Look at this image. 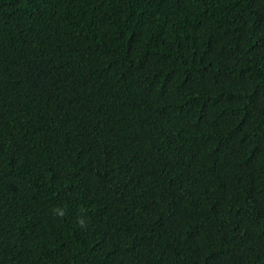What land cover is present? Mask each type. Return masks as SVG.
Segmentation results:
<instances>
[{
  "label": "trees",
  "instance_id": "obj_1",
  "mask_svg": "<svg viewBox=\"0 0 264 264\" xmlns=\"http://www.w3.org/2000/svg\"><path fill=\"white\" fill-rule=\"evenodd\" d=\"M0 264H264V0H0Z\"/></svg>",
  "mask_w": 264,
  "mask_h": 264
},
{
  "label": "clouds",
  "instance_id": "obj_2",
  "mask_svg": "<svg viewBox=\"0 0 264 264\" xmlns=\"http://www.w3.org/2000/svg\"><path fill=\"white\" fill-rule=\"evenodd\" d=\"M60 215H61V216H63V215H64V213H63V212H61V213H60ZM81 224H83V221H81Z\"/></svg>",
  "mask_w": 264,
  "mask_h": 264
}]
</instances>
